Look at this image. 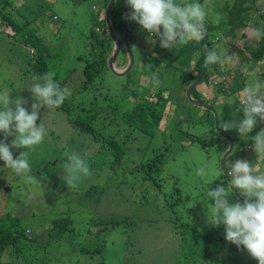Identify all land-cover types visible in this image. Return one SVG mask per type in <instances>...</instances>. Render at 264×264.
Instances as JSON below:
<instances>
[{
  "label": "rangeland",
  "instance_id": "374dc122",
  "mask_svg": "<svg viewBox=\"0 0 264 264\" xmlns=\"http://www.w3.org/2000/svg\"><path fill=\"white\" fill-rule=\"evenodd\" d=\"M24 1L33 3L35 0ZM24 1L12 0V4L19 6ZM48 1L49 14L57 18L46 14L43 24L38 25V34L49 40L54 54L50 64L59 68L60 86L69 88L74 98L70 99V114L56 108L40 110L37 126L44 120L46 135L34 151L24 149L29 151L32 168L29 175H16L0 160V217L14 218L26 235L18 249L8 248L2 253L0 264H258L243 246L238 249L225 239L223 225L215 227L208 222L207 210L214 201L209 200L206 191L217 185H227L230 179L220 166L229 144L220 133L233 137V149L225 160L226 170L227 161L246 160L255 165L257 173H264V157L253 151L251 139L264 125L258 122L247 139L241 138L234 129L224 132L219 128L221 122L243 118L242 111H238L239 101H236L239 93L253 79H264V62L249 67L252 64L247 65L238 55L244 44L257 43L258 38L251 34V25L255 22L264 26V0L252 3L246 26L238 29L235 37L226 34L223 26L212 28L227 18L228 7H232L235 0H207L205 23L210 25L207 38L211 49L222 55L237 54L230 64L210 65L192 93L193 98L203 100L216 110L217 127L212 110L193 104L185 94L204 68L203 64L199 71L194 61L201 54L207 55L209 48L205 42L195 55L189 51V42L187 49L178 56L173 53L181 47L164 49L158 43L156 51L140 54L139 60L137 48H149L156 38L146 34L150 40L142 44L136 28L141 26L128 21V26L132 27L128 35L135 49V66L117 75L108 69L105 60L100 68L102 75L95 84L98 88L84 91L81 89L82 58H94L88 34L93 20L101 25L105 19L104 0ZM186 2L205 4V0ZM124 3L125 0H115V17ZM27 27L32 28L33 24ZM7 28L0 24V93H7L12 99L18 96L27 99L25 107L30 112L34 101L27 88L32 77L38 75L28 62L33 47L22 48L18 34L8 35ZM109 48L111 52L110 41ZM155 53H160L158 58ZM118 60L117 68H126L124 50ZM164 62H171L173 66H163ZM153 66L159 71L154 72ZM238 68L242 76L237 74V88L232 89L231 82ZM257 71L260 72L257 74ZM215 79L219 81L215 83ZM151 91H161L169 100L164 114L167 116L155 130L153 144L149 136L137 129L131 132L125 128L121 118V113L142 99V94ZM92 97L94 104L103 107L92 123L100 136L114 134L119 141L136 139L127 143L130 146L120 162L104 154L108 149L105 139L95 141L90 133L73 127L72 123L76 122H71L70 118L87 116L91 111L86 115L87 111L80 106L90 104ZM0 139H3L2 134ZM12 139L14 137H8L7 143ZM159 143L167 147L161 172L153 173L154 179L161 183L160 188L153 178L132 168L140 162L142 153L147 154V146ZM22 150L11 149L14 158ZM65 151L85 156L91 171V175L82 178L76 187H67L62 180ZM154 151L150 150L148 155ZM201 167L205 170L204 177L196 175ZM238 193L232 189L228 197L230 203L237 200L243 203L244 198ZM61 214L70 217L69 228L61 238L49 242L51 222ZM191 227L195 232L188 230ZM207 230L210 234L196 240L195 234L207 233Z\"/></svg>",
  "mask_w": 264,
  "mask_h": 264
},
{
  "label": "clouds",
  "instance_id": "9594fccd",
  "mask_svg": "<svg viewBox=\"0 0 264 264\" xmlns=\"http://www.w3.org/2000/svg\"><path fill=\"white\" fill-rule=\"evenodd\" d=\"M125 4L132 10L127 14L126 20L129 19L140 25L146 34L157 38L160 47L164 49H179L190 41H202L207 35L205 25L208 15L207 0L205 4L190 3L186 0H125L123 6ZM52 17L57 18L54 14ZM103 20L106 25L105 19ZM113 28L116 32L114 25ZM97 29L100 31L99 26ZM251 34L254 38H259L264 35V30L252 27ZM150 37L146 35V38ZM111 54L112 51L109 55ZM236 57V53L222 55L214 49H209L204 66L217 63L230 64ZM114 68L117 71L125 69V67L118 69L116 65ZM54 76L55 73L50 71L32 77V83L27 88L34 101L30 112L25 107L28 104L27 99L19 96L12 99L7 93H0V134L3 135V139H0V160L4 162L5 167L13 170L18 176H27L31 173L29 151H34L46 135L44 120L37 126L40 110L45 107L48 110L59 108L71 95L70 89L61 88L60 84L54 80ZM218 81L215 79L214 82ZM236 101H239L238 111H242L243 118L221 122L219 128L224 132L234 129L241 138L247 139L248 134L258 122L264 125V79L255 78L246 84ZM8 137H14L10 144L7 143ZM251 139L253 151L257 156L264 157V128H261ZM11 149L23 150L14 158ZM64 155L66 160L63 163L62 180L67 187H76L82 178L91 175L89 165L85 156L75 151H65ZM226 167L227 176L230 177L228 184L217 185L211 190L207 188L206 191L209 200L214 201L207 210L208 222L215 227L223 225L225 239L228 242L236 245L238 249L243 246L250 256L258 261V264H264V173H257L255 165L246 160L227 161ZM196 175L204 177V168H198ZM232 189L244 198L242 204L239 200L235 203L229 202L228 197L232 195Z\"/></svg>",
  "mask_w": 264,
  "mask_h": 264
},
{
  "label": "trees",
  "instance_id": "16d2710c",
  "mask_svg": "<svg viewBox=\"0 0 264 264\" xmlns=\"http://www.w3.org/2000/svg\"><path fill=\"white\" fill-rule=\"evenodd\" d=\"M24 1V0H23ZM108 0H104V8H106ZM251 3V5L248 4ZM256 0H235L232 7H228L227 18L224 19L218 25H213L212 28H216L217 26H223L226 30V34L231 37H235L236 31L244 26H246V21L249 18V9L252 6V3H255ZM22 8H19L21 7ZM49 6L50 2L48 0H35L33 3H29L24 1L23 5L14 6L12 4V0H0V24L6 25L8 35H16L18 34V39L22 48L27 49V45L33 47L32 57H29V64L32 65L34 72L38 75H43L46 72H54V80L61 85V82L57 80L58 72L60 71L57 66L50 64V57L54 54L51 53L49 40L45 39L42 35L38 34L39 28L38 25L43 24V17L49 14ZM12 8L15 10L13 11ZM114 10V8H113ZM105 13V12H104ZM33 24L32 28H28ZM36 25V26H35ZM100 27V31H98L97 27ZM251 27H256L264 30V26L259 25L258 23H253ZM210 29V27L208 26ZM122 29V27H121ZM245 35V34H244ZM108 32L106 29L105 22L100 25L99 21L93 20L91 30L88 34L89 44H91V48L94 51V58L89 60L84 56L82 60H84V66L82 70V90L84 91H94L96 88L95 84L99 78L100 68L104 65L106 57L109 53V41L108 40ZM200 44H197L195 48L200 49L201 45L204 43V40L199 41ZM211 42L208 40V47L211 49ZM59 46V45H58ZM187 44L183 45L180 50H177L173 53V55L182 54L185 49H187ZM158 51V50H157ZM34 52V53H33ZM30 56V53L27 52L26 55ZM160 53H157L156 57L159 56ZM238 55L241 60L245 62L249 67L258 65L264 62V35L260 36L257 40V43L254 44H244L243 49L238 50ZM206 54H201L197 59L196 67L199 68L204 64ZM158 58V57H157ZM158 66V65H155ZM163 66H173L171 62H164ZM210 66V65H209ZM217 66V64L212 65ZM262 69V68H261ZM152 70L154 72L159 71L156 67L153 66ZM197 72V74L199 73ZM260 71H257V74ZM242 76V70L239 68L235 71L234 79L231 82V88H237L238 83V75ZM67 76V75H66ZM66 78V77H65ZM193 80V77L190 79V82ZM189 82V83H190ZM188 84V83H187ZM223 88V87H222ZM231 90V89H230ZM195 88L192 93H194ZM225 92V91H224ZM73 95L68 96L63 104L56 108V110L67 111L70 114V99H73ZM93 97L90 100V104L85 105V103L81 104V109L87 111H91L87 116L78 115L77 118L71 117V122L75 121L76 124H73V127L81 130L84 133H90L95 141H99V138L105 139L107 151L104 152L105 155H111L112 160L114 162H120L122 157L126 155L128 145L127 143L132 142L134 139L129 140V138H124L119 141L118 138L114 137V134H109L107 136H100L96 128L93 126L94 120H97V116L102 111V105L94 104ZM169 100L161 91H151L149 94L144 95L142 99L133 103L130 108L124 111L122 114V125L125 128H128L131 132L132 130H138L141 134L145 136H149V140L151 144L154 142L153 134L155 130L158 128V125L163 118V115L166 113L165 109L167 107ZM110 104V103H109ZM115 118L112 119V121ZM116 126L119 125L118 122L115 123ZM219 136H222L219 134ZM223 137V136H222ZM224 138V137H223ZM233 140V137H230ZM227 140L226 138H224ZM136 140V139H135ZM134 140V141H135ZM228 142V140H227ZM158 143V142H157ZM157 146H147V150H155L151 155H148L149 151H147L140 158V162L135 165V170H139L143 172L148 177L153 178V181L156 182L157 187H161V183L154 179L153 173H159L162 170L163 164L162 159L165 154L166 148H164L163 143L156 144ZM250 145V144H249ZM131 150V149H130ZM140 149L138 148V151ZM95 150L94 152H97ZM142 152V150H141ZM231 153V152H230ZM93 154V153H91ZM90 154V155H91ZM89 161L90 159L87 158ZM225 165V164H224ZM226 169V168H225ZM223 172V170H222ZM223 174L227 176L226 173ZM229 178V177H228ZM230 179H228V182ZM175 191V190H174ZM166 195V192L164 193ZM239 194V193H238ZM173 208V206H171ZM62 216L57 217L52 220L51 225L49 227V242L55 238H61L63 233L67 231L69 228V224L71 219L68 215L61 214ZM182 226V225H181ZM183 228L186 226H182ZM188 230L191 232H195V228L191 227ZM177 232V229H176ZM206 234H210V231L207 230V233H197L195 234L196 240H200L201 238H205ZM25 231H22L17 221L12 217L1 218L0 217V257L2 253L11 248L12 250L18 249L21 246L22 242L25 240ZM29 238V237H28ZM36 240V238H34Z\"/></svg>",
  "mask_w": 264,
  "mask_h": 264
},
{
  "label": "water",
  "instance_id": "95a60500",
  "mask_svg": "<svg viewBox=\"0 0 264 264\" xmlns=\"http://www.w3.org/2000/svg\"><path fill=\"white\" fill-rule=\"evenodd\" d=\"M114 3H115V0H108L107 5H106V12H105V21H106L108 34H109L110 38L113 40V51H112V54L108 56L107 64H108V67L111 70V72H113V73H115L117 75H123V74L127 73L130 69H132V67L134 66V62H135V57L133 55L132 48H131V46L129 45V42H128V27H127V24H126L127 14L129 12H131L132 10H131L130 6H127L123 10V13H122L123 42H124V45H125V49H126V51L128 53L129 63H128V65L126 66V68L123 71H117L114 68V65H115L116 57H117V55L119 53V50H120V40H119V38H118L114 28H113V25H112L111 19H110ZM162 30L163 29H162V26H161V31ZM204 40H205V43L207 45L208 42H207V37L206 36H205ZM206 69H207V67L204 66L202 72L199 73L198 77L187 87L185 94H186V97H188L189 100L193 104L200 105V106L205 107L206 109L212 110V112L214 113V117H215V125L217 127V125L219 123V119H218V114H217L216 110L214 108H212L211 105L206 104L204 101L199 100V99H195V98L192 97V91L198 85L200 80L202 79ZM220 134L224 138H226L228 140V143H229L228 144V148L223 153V155H222V157L220 159V166H221L223 172L226 173V169H225V165L224 164H225V160H226L227 156L230 154V152L233 149V140L226 133L225 134L224 133H220Z\"/></svg>",
  "mask_w": 264,
  "mask_h": 264
},
{
  "label": "flooded vegetation",
  "instance_id": "af4514ba",
  "mask_svg": "<svg viewBox=\"0 0 264 264\" xmlns=\"http://www.w3.org/2000/svg\"><path fill=\"white\" fill-rule=\"evenodd\" d=\"M126 7V4H125V6H123V9H122V11L124 10V8ZM122 11H120L119 12V15L116 13V17L114 16V13H115V11L113 10V13H112V15H111V20H112V24L114 25V27L117 29V35H118V38H119V40H120V50H119V53H118V55H117V57H116V60H115V65L116 66H118L119 65V63H120V61L118 60V57H119V54L121 53V51L122 50H124V52H125V56L127 57V60L125 61V65H126V62H127V65H128V63H129V57H128V53H127V51H126V49H125V45H124V42H123V39H122V29H121V27H122ZM105 17V16H104ZM127 21V25H128V21H130L129 19H127L126 20ZM132 22V21H131ZM205 25H206V29H207V35H206V37L208 36V31L210 30L209 28H208V26L210 27V25H208V24H206L205 23ZM132 27H131V25H129L128 26V29L130 30ZM137 28H138V33L141 35V43L142 44H147L148 42H149V40H150V38H146V31L145 30H143L142 28H139L138 26H137ZM120 34H121V37H120ZM110 42H112V48H113V41H111V39H110ZM204 42H205V40H204ZM207 42H208V38H207ZM159 43V40L156 38V40L151 44V46L148 48V47H143V51H140L138 48H137V52L139 53V56H138V59L140 60V58H141V56H140V54L141 55H144V54H148L149 53V51H150V53L151 52H153V51H155V49H157L158 48V44ZM130 44L132 45V43L130 42ZM197 44H198V42H196V41H190V43H189V48H191V49H189V51H190V53H192L193 55H195L194 53H196L197 52V48H195V46H197ZM206 47H208V44L206 45ZM132 48V47H131ZM113 51V50H112ZM132 51L133 52H135V49H133L132 48ZM109 53H111L110 52V49H109ZM149 53V54H150ZM133 55H134V53H133ZM135 57V56H134ZM135 62H136V58H135ZM134 62V66H135V63ZM140 62V61H139ZM196 62H197V57H195V61H194V63H195V68H196ZM106 65H107V67H108V64H107V59H106ZM126 65V66H127ZM209 66V65H208ZM208 66H207V69H208ZM133 68V67H132ZM108 69H109V67H108ZM207 69H206V71H207ZM110 70V69H109ZM111 71V70H110ZM205 71V72H206ZM185 72V71H184ZM102 74H100V76H101ZM138 75V74H137ZM140 75H138V77H139ZM144 79V78H143ZM139 96V95H138ZM142 96H144V94H142ZM141 97V96H140ZM136 98H139V97H136ZM136 98H134V99H136ZM139 100H140V98H139ZM136 101V100H135Z\"/></svg>",
  "mask_w": 264,
  "mask_h": 264
},
{
  "label": "crops",
  "instance_id": "0c3cea01",
  "mask_svg": "<svg viewBox=\"0 0 264 264\" xmlns=\"http://www.w3.org/2000/svg\"><path fill=\"white\" fill-rule=\"evenodd\" d=\"M96 8H97V7H96ZM139 50H140V51H143V49H140V48H139ZM155 50H156V49H155ZM155 54H157V53H155ZM165 116H167V115H164L163 117H165Z\"/></svg>",
  "mask_w": 264,
  "mask_h": 264
}]
</instances>
